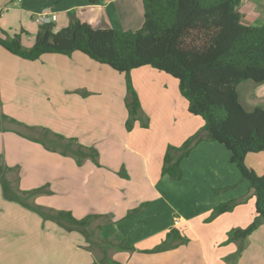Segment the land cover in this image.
<instances>
[{
  "label": "crops",
  "instance_id": "0c3cea01",
  "mask_svg": "<svg viewBox=\"0 0 264 264\" xmlns=\"http://www.w3.org/2000/svg\"><path fill=\"white\" fill-rule=\"evenodd\" d=\"M45 10L56 15L54 31L72 16L96 30L134 32L143 24L142 0H0V35L31 28L35 40V24L39 29L38 15ZM239 11L244 25L264 23V0H241ZM130 77L149 124L127 132L123 75L79 52L28 61L0 47V158L17 169L7 180L20 191L47 185L50 193L33 197V204L77 220L99 216L88 227L89 243L82 233L4 200L0 186V264H264V223L240 253V242H226L230 230L244 229L255 218L252 189L202 208L168 187L175 183L162 174L167 147H180L204 125L200 117L202 122L192 125L198 118L188 113L178 82L150 67L133 70ZM250 87L255 94L248 100L264 99V84ZM44 131L96 149L99 166L90 159L78 166L72 156L46 150L35 141ZM218 146L200 140L179 163L183 175L204 162V155L221 152ZM253 155L245 160L264 158V152ZM232 199L237 205L231 212L207 220L214 207ZM170 229L186 241L152 252Z\"/></svg>",
  "mask_w": 264,
  "mask_h": 264
},
{
  "label": "trees",
  "instance_id": "16d2710c",
  "mask_svg": "<svg viewBox=\"0 0 264 264\" xmlns=\"http://www.w3.org/2000/svg\"><path fill=\"white\" fill-rule=\"evenodd\" d=\"M87 1L90 4L98 2ZM240 2L142 0L143 24L135 32L115 28L96 30L72 16L68 25L58 31H54V23H39L34 44L29 48L22 45L17 34L9 36L1 31L0 35V47L23 60L35 61L45 54L70 56L79 52L124 74L127 132L132 130L136 121L141 120L142 128L149 124L147 117H141L140 102L130 73L150 67L174 78L181 96L187 101L188 113L200 117L204 125L200 136H191L178 148L167 147L162 174L179 179L180 161L188 157L202 139L222 145L230 153V162L248 182L255 198L252 223L227 234V243H241L238 253L243 249V242L264 223V175L256 174L244 163L248 154L264 152V107L246 110L239 102L237 92L238 87L247 81L258 86L264 84V23L260 26L244 25ZM81 95L86 96V93ZM41 136L35 141L46 150L62 156L70 155L78 166L85 159L99 166L96 149L77 144L74 139L52 135L49 131H44ZM14 170L17 171L5 166L0 158V184L5 200L19 203L43 220L53 221L67 231L80 232L89 243L92 242L93 233L88 227L98 215L77 220L69 212L30 204L28 201L33 197L49 194L48 186L30 191L13 188L7 174ZM120 175L126 177L123 173ZM14 182H18L17 177ZM236 205V200H232L214 207L207 220L231 212ZM185 241L179 231L170 229L163 244L151 251H163Z\"/></svg>",
  "mask_w": 264,
  "mask_h": 264
},
{
  "label": "rangeland",
  "instance_id": "374dc122",
  "mask_svg": "<svg viewBox=\"0 0 264 264\" xmlns=\"http://www.w3.org/2000/svg\"><path fill=\"white\" fill-rule=\"evenodd\" d=\"M39 23H41V22L39 21ZM35 27H36V29H35V32H36V30H38L36 24H35ZM13 34H15V33H13ZM16 34L20 36L23 46L27 47L28 45H30V44L32 45L34 43V37L32 35L34 33H32L31 28L30 29H23V30L18 29ZM121 75H123L124 82H126L125 81V75L124 74H121ZM252 85H253V83L251 81H247V82L242 83L237 89L238 96H239V102L241 103V105L246 110H251L255 107H264V99H262V100L259 99L260 101L259 100L258 101L257 100H248L249 96L255 94L254 90L250 89L251 88L250 86H252ZM83 97H86V96H83ZM124 107H125V103H124ZM140 110H141V117L145 118V114L143 113L141 105H140ZM87 116H89L91 118L90 113H88ZM127 118H128V112H127ZM127 118H126V120H127ZM194 119H196V118H194ZM197 121L202 122V120L200 118H198V120H194V122H192V125H194L196 122L195 125L198 126ZM148 122H149V119H148ZM136 124H138V126L139 125L141 126V120L136 121L134 123L133 128L135 127ZM124 126H125V124H124ZM141 128H142V126H141ZM147 128H143V129H147ZM202 128H203V123L201 124V126L197 127L196 133L193 136H195L197 134H198V136H200L199 134H200ZM34 132L36 133L37 131H34ZM29 133H31V132H29ZM31 134H33V133H31ZM34 135H36V134H34ZM201 135H202V133H201ZM218 147H221V149H222L221 152L215 153L213 157H211L212 154L204 155L203 156L204 158L202 157L200 159V160H204V162H202V163L199 162V165H195V163L192 164L193 167L191 168V170H189L187 172V176L183 175V169L185 170L184 166H183V169L181 170V177L179 179H172L169 175L164 174V176H167L170 179V181H173L175 183V184L168 186V187H171L172 192H174L175 195L179 196V198H182V199H187L189 201H195V203H198L203 208V207L208 206V202L210 204V203H213L215 201L221 200V198L223 200H226L225 199V198H227L226 196L233 191L235 192L238 190L240 193H245V189L249 190L250 186H249L248 182L244 181L241 178L239 170L236 168V166L234 164H232L230 162V153L222 145H219ZM176 148H178V147H176ZM173 154H175V152ZM174 156H176V155H174ZM251 156L255 157V155H253V154L247 155L246 157L251 159L252 158ZM249 159L244 161L246 167L254 170L251 167V164H253L257 168V170L264 171V158L261 157L260 159H258L259 162L256 161L254 163H252ZM162 166H163V164H162ZM192 173L193 174L195 173L196 177ZM256 174H258V173L256 172ZM10 177L13 180V178L15 177V174L12 173L10 175ZM233 177H235V179ZM11 183H12V181H11ZM0 186H1V184H0ZM12 187L14 188V185H12ZM1 191H2V189H1ZM2 197H3V193H2ZM3 199H4V197H3ZM30 200L28 202L30 204H33L30 202ZM9 202L11 203V201H9ZM12 203H16L19 206L27 209L26 207L22 206L21 204H19L17 202H12ZM27 210H29V209H27ZM29 211H31V210H29ZM55 224H57V223H55Z\"/></svg>",
  "mask_w": 264,
  "mask_h": 264
},
{
  "label": "built area",
  "instance_id": "2783aa9c",
  "mask_svg": "<svg viewBox=\"0 0 264 264\" xmlns=\"http://www.w3.org/2000/svg\"><path fill=\"white\" fill-rule=\"evenodd\" d=\"M38 20L41 23L52 24L56 22V15L49 10H45L38 15Z\"/></svg>",
  "mask_w": 264,
  "mask_h": 264
}]
</instances>
